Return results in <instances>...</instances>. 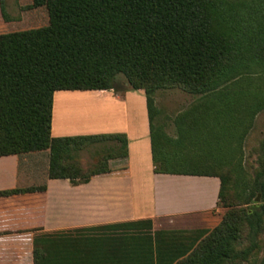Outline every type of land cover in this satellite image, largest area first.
<instances>
[{
    "label": "trees",
    "instance_id": "1",
    "mask_svg": "<svg viewBox=\"0 0 264 264\" xmlns=\"http://www.w3.org/2000/svg\"><path fill=\"white\" fill-rule=\"evenodd\" d=\"M44 1L47 24L0 33V156L48 150L49 178L69 179L74 184L110 172L112 160L128 156L127 135L53 136L54 93L62 89L116 90L123 84L143 89L156 170L219 177V204L227 209L199 245L176 264H240L259 255L264 203L255 198H264V162L256 173L254 192L247 193L242 203L227 200L228 176L215 170L217 166L201 165L197 158L185 156L182 147L193 135L214 140L217 136L208 137L210 133L226 130L222 118L210 122L211 101H203V107L193 109L189 118L181 117L178 140L156 125L154 102L158 90L180 88L221 99L222 117L240 121L247 108L262 111L263 90L252 93L242 87L246 81L264 84V36L258 25L247 32L226 24L223 0ZM4 2L0 0L4 21L19 20L20 16L6 13ZM246 93H252V100L242 104ZM200 121L210 124V130ZM104 141L120 145L97 153L91 163L75 157L76 152ZM194 149L192 145L188 151ZM209 165L212 169H206ZM45 188L7 190L0 195ZM63 249L58 247L53 264H63ZM44 258L43 264H49L48 253ZM143 260L138 253L135 264Z\"/></svg>",
    "mask_w": 264,
    "mask_h": 264
},
{
    "label": "crops",
    "instance_id": "2",
    "mask_svg": "<svg viewBox=\"0 0 264 264\" xmlns=\"http://www.w3.org/2000/svg\"><path fill=\"white\" fill-rule=\"evenodd\" d=\"M99 133L126 134L128 156L86 183L49 178L48 150L0 156V192L46 185L0 195V264H53L61 246L64 264H176L221 221L219 177L156 170L143 89L55 91L53 136Z\"/></svg>",
    "mask_w": 264,
    "mask_h": 264
},
{
    "label": "rangeland",
    "instance_id": "3",
    "mask_svg": "<svg viewBox=\"0 0 264 264\" xmlns=\"http://www.w3.org/2000/svg\"><path fill=\"white\" fill-rule=\"evenodd\" d=\"M4 1L6 13L13 18H18L20 16V19L7 23L4 21L0 10V33L6 32L11 28L26 29L43 25V21L40 20L42 18L41 14L45 11L44 0H37V4H34L35 0ZM223 1V6L226 11L225 16L228 19H226V24H231L236 26V29L245 30L247 32L252 29V26L258 25V29L262 31L264 36V0ZM37 18L40 20L36 21ZM123 85H117L116 91L125 92L130 88L127 85ZM254 85L256 87H254ZM242 87L245 89L250 88L249 92L252 93L260 90L264 92V84L253 83L251 81L244 82ZM130 90L138 91L133 88ZM252 93H246L244 97H242L244 99L242 104L251 102ZM203 101H211L209 103L213 109L211 108V112L208 115L211 117V119L209 118L211 120L210 122L213 121L212 123H214L216 118L220 117L222 118V125L226 127V130H221L219 128L218 131L210 133L208 137H211V134L217 136L214 140L200 138L201 136H206L204 134L198 135L199 138L193 135L194 139L190 140L185 146H182L185 149V156L197 158V160H200L201 165L210 163L213 166H217L215 170L224 172V174L228 176L226 189L227 200L242 203L247 193L254 192L253 186L255 184L256 173L262 168V161L264 162V109L255 113L252 109L247 108L248 110L245 112V118L239 121L235 120V117L233 118L232 116L222 117L220 115L221 111L219 107L223 108L221 99L217 100L216 98H208V96L206 97L201 94H192L180 88L160 89L154 95L155 106L158 110L156 114V125L161 126L170 138L178 140L180 138V127L178 126L181 122V117L185 116V118H189L193 109H198L200 105L203 107ZM185 124L188 125L186 122ZM200 124L202 126L207 123L200 121ZM207 127L208 130H210V124H207ZM198 142H202L205 147L202 148L200 144L198 145ZM119 145L120 142L118 141L94 143L76 152L75 157L79 160L91 163L97 153L114 149ZM192 145L196 148L194 152L188 151ZM206 169L212 168L209 165ZM257 198L256 196L255 200H257ZM260 200L264 203V198L262 201L261 195L257 201L260 202ZM226 210L225 208V212ZM260 247L261 251H258L259 255L252 257L250 261H245L240 264H264V234L260 239ZM71 256L74 260L76 259L75 255ZM64 263L65 261L63 264ZM73 264L93 263H88L87 260H79V258H77L76 261H73Z\"/></svg>",
    "mask_w": 264,
    "mask_h": 264
},
{
    "label": "water",
    "instance_id": "4",
    "mask_svg": "<svg viewBox=\"0 0 264 264\" xmlns=\"http://www.w3.org/2000/svg\"><path fill=\"white\" fill-rule=\"evenodd\" d=\"M257 200H259V196H258Z\"/></svg>",
    "mask_w": 264,
    "mask_h": 264
}]
</instances>
